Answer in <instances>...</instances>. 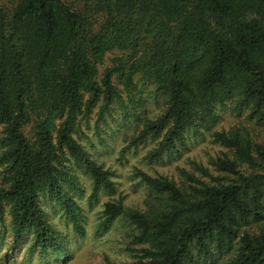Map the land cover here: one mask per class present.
Returning <instances> with one entry per match:
<instances>
[{
  "label": "trees",
  "instance_id": "16d2710c",
  "mask_svg": "<svg viewBox=\"0 0 264 264\" xmlns=\"http://www.w3.org/2000/svg\"><path fill=\"white\" fill-rule=\"evenodd\" d=\"M95 109L149 161L222 148L179 179L135 167L144 208L108 200L97 222L126 220L131 259L104 264H264V0H0V223L40 255L65 250L47 204L83 235V176L89 207L114 190L79 141Z\"/></svg>",
  "mask_w": 264,
  "mask_h": 264
},
{
  "label": "rangeland",
  "instance_id": "374dc122",
  "mask_svg": "<svg viewBox=\"0 0 264 264\" xmlns=\"http://www.w3.org/2000/svg\"><path fill=\"white\" fill-rule=\"evenodd\" d=\"M1 1L9 2V0ZM148 106L154 108L153 104ZM97 110L95 109L92 114L90 129H85V135L79 137V141L83 143L94 160L104 163L106 167L113 170L111 179L114 181V190L100 192L89 207L88 195L93 185L88 178L83 176L84 193L81 196L73 193L74 198L85 207V233L83 235L73 231L71 221L66 218L63 211L47 204L50 223L65 240V246H63L65 250L62 251L63 253L59 252L61 255H57L53 250L40 255L39 252L31 250L27 242H14L13 231L9 224L11 218L5 214L4 223H0V264H104L106 257L116 263L130 260L125 249L129 241L126 236L129 230L128 223L123 217H119L108 229L98 227L97 222L102 204L108 200L121 199L126 207L142 209L144 200L148 196V190L136 176L135 167L152 175L159 172L179 179V168L194 171L192 162L211 167L210 161L222 149L217 143H213L206 133L197 140L187 141V144L180 147V151L174 157L164 154L161 159L149 161L145 157V151L151 147L150 144H139L137 147L133 143L130 144L137 134L134 123L123 126L121 113L118 111L113 114L115 119L107 118L106 124L99 122L100 130L96 132L94 122ZM224 117V124L234 121L231 115ZM125 146L129 147L125 149L124 158L120 160V148Z\"/></svg>",
  "mask_w": 264,
  "mask_h": 264
}]
</instances>
